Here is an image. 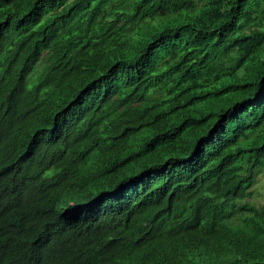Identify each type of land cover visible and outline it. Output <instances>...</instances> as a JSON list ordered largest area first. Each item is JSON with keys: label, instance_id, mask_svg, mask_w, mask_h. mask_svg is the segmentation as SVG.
<instances>
[{"label": "trees", "instance_id": "trees-1", "mask_svg": "<svg viewBox=\"0 0 264 264\" xmlns=\"http://www.w3.org/2000/svg\"><path fill=\"white\" fill-rule=\"evenodd\" d=\"M261 171L264 0H0V264H264Z\"/></svg>", "mask_w": 264, "mask_h": 264}, {"label": "rangeland", "instance_id": "rangeland-1", "mask_svg": "<svg viewBox=\"0 0 264 264\" xmlns=\"http://www.w3.org/2000/svg\"><path fill=\"white\" fill-rule=\"evenodd\" d=\"M252 190H253V197L246 200L245 202H248L251 207H255V208L261 207L262 205H264V172L263 171H261L258 174L255 185ZM237 214H240L239 210L237 211L236 215Z\"/></svg>", "mask_w": 264, "mask_h": 264}]
</instances>
